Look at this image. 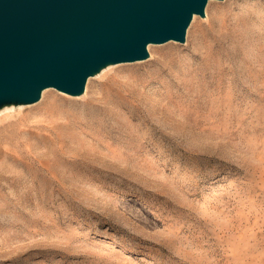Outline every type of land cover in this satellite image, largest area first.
Returning a JSON list of instances; mask_svg holds the SVG:
<instances>
[{
  "label": "rangeland",
  "instance_id": "1",
  "mask_svg": "<svg viewBox=\"0 0 264 264\" xmlns=\"http://www.w3.org/2000/svg\"><path fill=\"white\" fill-rule=\"evenodd\" d=\"M253 17L264 0H210L185 43L1 122L0 264H264Z\"/></svg>",
  "mask_w": 264,
  "mask_h": 264
},
{
  "label": "water",
  "instance_id": "2",
  "mask_svg": "<svg viewBox=\"0 0 264 264\" xmlns=\"http://www.w3.org/2000/svg\"><path fill=\"white\" fill-rule=\"evenodd\" d=\"M210 0H0V109L55 88L85 93L110 65L150 57V44L185 43Z\"/></svg>",
  "mask_w": 264,
  "mask_h": 264
},
{
  "label": "bare ground",
  "instance_id": "3",
  "mask_svg": "<svg viewBox=\"0 0 264 264\" xmlns=\"http://www.w3.org/2000/svg\"><path fill=\"white\" fill-rule=\"evenodd\" d=\"M196 17V16H195ZM237 18V17H236ZM258 19L253 17V18H248L246 19V24L245 26L247 27L248 26V30L250 31H257V32H261L262 30V26L264 25V22L261 23L262 25L259 26V27H256L254 25V23L257 21ZM152 45V44H150ZM149 45V46H150ZM117 65V64H115ZM115 65H110L108 66L107 68H105L102 72H105L107 70H110L112 69L113 67H115ZM50 89H55V88H47L45 90H43V93H42V96L44 97L45 94L50 90ZM87 89V88H86ZM57 90V89H56ZM59 91L60 93L62 94H65L64 92L60 91V90H57ZM86 92V91H85ZM65 95H68V94H65ZM77 97V96H76ZM25 106L24 105H20L18 107L14 106V105H10V106H5L4 108L0 109V123L1 122H4L6 120H10L11 118H13L15 116V113H16V109H22L24 108ZM20 110L18 112H20Z\"/></svg>",
  "mask_w": 264,
  "mask_h": 264
}]
</instances>
